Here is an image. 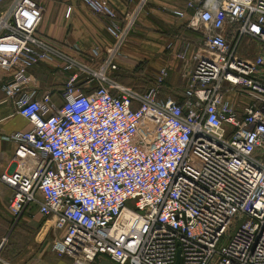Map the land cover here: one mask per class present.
<instances>
[{"label":"built area","instance_id":"built-area-1","mask_svg":"<svg viewBox=\"0 0 264 264\" xmlns=\"http://www.w3.org/2000/svg\"><path fill=\"white\" fill-rule=\"evenodd\" d=\"M80 2L110 19L112 45L88 53H105L97 69L38 33L34 0H0V91L31 126L6 137L16 146L0 176L12 217L36 206L70 264H264V0H185L171 11L191 12L187 27L212 55L194 53L181 102L161 96L165 69L145 89L115 75L147 0L123 19ZM40 64L68 75L59 105L30 88Z\"/></svg>","mask_w":264,"mask_h":264},{"label":"crops","instance_id":"crops-1","mask_svg":"<svg viewBox=\"0 0 264 264\" xmlns=\"http://www.w3.org/2000/svg\"><path fill=\"white\" fill-rule=\"evenodd\" d=\"M43 11L38 33L59 43L70 57L85 61L92 68H100L105 53L98 61L89 56L94 46L105 52L113 39L107 32L110 21L105 16L95 15L80 0H34ZM123 19L137 6V0H99ZM185 0H147L139 15L121 55L116 58V77L123 83L135 80L138 89H145L156 73L165 69L167 76L162 86L161 96L183 101L186 81L184 74L194 69V53L212 57L203 48V38L199 31L187 27L186 18L179 19L171 14L174 9H183ZM183 56V57H181ZM58 64H40L29 74L34 83L31 89L38 97L46 92L52 94V102L62 101L61 90L67 74ZM9 78V73L0 70V87ZM127 85V84H125ZM228 100L241 111L247 101L238 94ZM31 129L28 122L17 114L15 102L5 100L0 91V176L11 171L15 144L6 137L15 132ZM12 196L11 189L0 181V257L2 264H70L67 258L59 257L52 251L54 233L49 223L31 206L19 219L15 220L8 210Z\"/></svg>","mask_w":264,"mask_h":264},{"label":"rangeland","instance_id":"rangeland-1","mask_svg":"<svg viewBox=\"0 0 264 264\" xmlns=\"http://www.w3.org/2000/svg\"><path fill=\"white\" fill-rule=\"evenodd\" d=\"M144 10V9H143ZM138 20V19H137ZM136 24H137V22H136ZM136 24H135V26H136ZM134 26V27H135ZM241 54H249L248 55V58L250 57V58H252V57H254V55H255V52H256V45L255 44H248V43H246V42H243L242 43V48H241ZM136 81L135 80H130V81H125L124 83L125 84H127L128 86H135L136 85V83H135ZM0 259H1V261L3 262V258L2 257H0ZM2 262H0V264H2ZM96 264H99V262L98 263H96Z\"/></svg>","mask_w":264,"mask_h":264},{"label":"water","instance_id":"water-1","mask_svg":"<svg viewBox=\"0 0 264 264\" xmlns=\"http://www.w3.org/2000/svg\"><path fill=\"white\" fill-rule=\"evenodd\" d=\"M99 264H112V263L106 259H100Z\"/></svg>","mask_w":264,"mask_h":264},{"label":"trees","instance_id":"trees-1","mask_svg":"<svg viewBox=\"0 0 264 264\" xmlns=\"http://www.w3.org/2000/svg\"><path fill=\"white\" fill-rule=\"evenodd\" d=\"M98 262H99V260H95L94 264H96V263H98Z\"/></svg>","mask_w":264,"mask_h":264}]
</instances>
